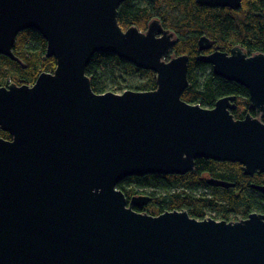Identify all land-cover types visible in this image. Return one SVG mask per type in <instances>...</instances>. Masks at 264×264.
<instances>
[{"label":"water","instance_id":"95a60500","mask_svg":"<svg viewBox=\"0 0 264 264\" xmlns=\"http://www.w3.org/2000/svg\"><path fill=\"white\" fill-rule=\"evenodd\" d=\"M125 1L0 0V55L16 60L18 34L33 30L57 61L31 86L0 87V127L12 136L0 138V264H264V214L150 215L137 210L150 197L118 188L132 176L186 174L202 158L264 173V53L223 52L201 37L199 50L212 51L198 60L244 86L256 115L236 119L235 95L213 108L190 104L182 99L189 56L166 59L177 39L158 19L145 32L122 29ZM99 53L154 71L157 88L94 92L87 67Z\"/></svg>","mask_w":264,"mask_h":264},{"label":"trees","instance_id":"16d2710c","mask_svg":"<svg viewBox=\"0 0 264 264\" xmlns=\"http://www.w3.org/2000/svg\"><path fill=\"white\" fill-rule=\"evenodd\" d=\"M122 29L136 26L145 32L158 19L176 36L174 48L166 56L188 55L189 85L182 99L190 104L213 108L225 96L235 95L236 119H243L251 109L248 90L233 81L217 76L212 66L198 60L199 39L214 41L223 52L240 46L248 55L264 53V0H243L239 9L203 6L198 0H128L118 10ZM16 60L0 55V87L16 83L33 85L40 74L54 72L57 61L47 56V41L37 31L18 34L14 48ZM94 92L123 93L128 90L152 91L158 86L152 70L138 68L117 55L96 54L87 67ZM260 119L264 122V115ZM0 138L11 140L0 127ZM230 183L228 187L212 186L208 179ZM264 173L246 175L240 163L198 159L194 170L186 174L132 176L119 183L127 196L144 195L151 201L142 212L160 215L167 211L186 210L199 220L214 218L239 221L252 213L264 214Z\"/></svg>","mask_w":264,"mask_h":264},{"label":"flooded vegetation","instance_id":"af4514ba","mask_svg":"<svg viewBox=\"0 0 264 264\" xmlns=\"http://www.w3.org/2000/svg\"><path fill=\"white\" fill-rule=\"evenodd\" d=\"M214 47H216V45H215V43H214ZM213 47V48H214ZM220 49V48H219ZM212 50H210V51H205V52H202V54H208V53H210ZM261 117V116H260ZM137 210H139V211H141L142 212V210H143V208L142 209H137Z\"/></svg>","mask_w":264,"mask_h":264}]
</instances>
